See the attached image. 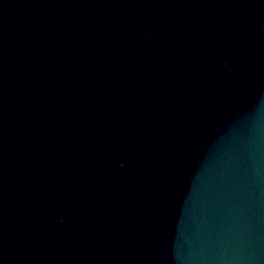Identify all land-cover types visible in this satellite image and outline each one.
I'll return each mask as SVG.
<instances>
[{
  "label": "water",
  "instance_id": "water-1",
  "mask_svg": "<svg viewBox=\"0 0 264 264\" xmlns=\"http://www.w3.org/2000/svg\"><path fill=\"white\" fill-rule=\"evenodd\" d=\"M0 264H264V0H0Z\"/></svg>",
  "mask_w": 264,
  "mask_h": 264
}]
</instances>
